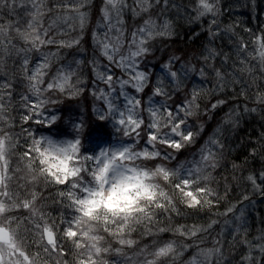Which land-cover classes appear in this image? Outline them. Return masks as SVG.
<instances>
[{
    "label": "clouds",
    "instance_id": "obj_1",
    "mask_svg": "<svg viewBox=\"0 0 264 264\" xmlns=\"http://www.w3.org/2000/svg\"><path fill=\"white\" fill-rule=\"evenodd\" d=\"M254 197L264 0H0V264H264Z\"/></svg>",
    "mask_w": 264,
    "mask_h": 264
},
{
    "label": "trees",
    "instance_id": "obj_2",
    "mask_svg": "<svg viewBox=\"0 0 264 264\" xmlns=\"http://www.w3.org/2000/svg\"><path fill=\"white\" fill-rule=\"evenodd\" d=\"M226 6H227V5H226ZM231 14H232L233 16H235V15H242L243 12H242L240 9H233ZM191 35H192V34L189 33V36H191ZM187 39H188V37H185V40H187ZM194 39H198V38H194ZM254 198H255V199H258V200H264V198H256V197H254ZM259 208L261 209V211H260V215H261L262 218H264V203H260Z\"/></svg>",
    "mask_w": 264,
    "mask_h": 264
},
{
    "label": "rangeland",
    "instance_id": "obj_3",
    "mask_svg": "<svg viewBox=\"0 0 264 264\" xmlns=\"http://www.w3.org/2000/svg\"><path fill=\"white\" fill-rule=\"evenodd\" d=\"M88 39H89V41H91V36L89 35V37H88ZM117 71V74H119V70H116ZM129 91H133L132 89H128ZM101 106L103 107V104H101ZM59 131H61V132H63L64 131V129L63 128H61V129H59ZM93 131L95 132V133H102L103 132V125H97L94 129H93ZM102 138H104V137H102Z\"/></svg>",
    "mask_w": 264,
    "mask_h": 264
}]
</instances>
